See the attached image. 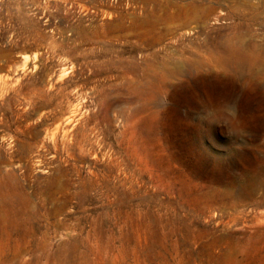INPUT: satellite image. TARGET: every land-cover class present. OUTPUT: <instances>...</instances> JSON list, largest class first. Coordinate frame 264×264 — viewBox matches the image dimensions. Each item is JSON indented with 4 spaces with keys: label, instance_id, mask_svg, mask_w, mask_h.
<instances>
[{
    "label": "rangeland",
    "instance_id": "obj_1",
    "mask_svg": "<svg viewBox=\"0 0 264 264\" xmlns=\"http://www.w3.org/2000/svg\"><path fill=\"white\" fill-rule=\"evenodd\" d=\"M263 60L264 0H0V264H264Z\"/></svg>",
    "mask_w": 264,
    "mask_h": 264
},
{
    "label": "bare ground",
    "instance_id": "obj_2",
    "mask_svg": "<svg viewBox=\"0 0 264 264\" xmlns=\"http://www.w3.org/2000/svg\"><path fill=\"white\" fill-rule=\"evenodd\" d=\"M189 8H190L189 9L190 11L200 9V7L196 4H191L189 6ZM220 18L217 20L219 21ZM168 25H170V23ZM153 42L154 41H152V43ZM211 53H213V52H211ZM209 55L211 57V54H209ZM192 58H193V56H192ZM199 58H194V59H188L187 58L189 60V62H188V65L186 68H184L185 63H183V64L175 66L173 68H171V67L169 68L167 65H164L161 68L152 69L151 72L149 73V75H147L142 81H139V83L137 82L138 84L136 85V88H144L146 90H150V93L153 91V93L150 94L152 102L157 103V105L159 106V103L161 102L160 101L161 98L166 100L169 97L170 89L175 86V83H174L175 80L174 79L179 80L181 84L184 82L183 84H188V85H191L192 80L196 79L197 85L200 86L202 83H204L202 78L199 77L200 75H203V74L210 75L212 73V70L215 67H220V68L224 69V71L226 73H229L231 75V77L233 78V80L235 81V83L237 84V82L241 79L240 77H243L247 73V70L253 68L255 65V63H254L255 58L253 57L252 52L250 51L249 47L243 42L240 44L235 43L233 46L231 45V47L228 51L227 57H225L223 55L220 57L213 56L212 59H210L211 61L209 63H206V61H203V60H205V58L204 59H202V57H201V59H199ZM182 62H184V61H182ZM262 64H263V68H264V60H263ZM148 66L150 68V65H148ZM201 86H203V85H201ZM134 93H136V92H134ZM193 94L197 95V88H194ZM169 99L171 100L172 97L171 98L169 97ZM198 111H199V115L196 117L197 120H199L200 122L206 123L209 126L213 125V123H215L216 120H218L220 116L221 117L222 116L223 117L228 116L227 109H225V108H221V109L205 108L202 110L199 109ZM158 116H159V112L153 111L152 118L155 119ZM188 116L191 119L193 118L192 114H189ZM81 151L83 152L84 149L81 148ZM126 154L130 158V159H128V161L132 160V163L134 165H136V167L139 170V167L144 163L143 158L140 157L141 155L138 156V155L134 154L133 152H131V153L128 152Z\"/></svg>",
    "mask_w": 264,
    "mask_h": 264
}]
</instances>
